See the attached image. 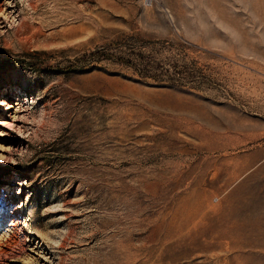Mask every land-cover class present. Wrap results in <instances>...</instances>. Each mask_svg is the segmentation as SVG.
<instances>
[{"label": "rangeland", "instance_id": "rangeland-1", "mask_svg": "<svg viewBox=\"0 0 264 264\" xmlns=\"http://www.w3.org/2000/svg\"><path fill=\"white\" fill-rule=\"evenodd\" d=\"M0 104V264H264V0H0Z\"/></svg>", "mask_w": 264, "mask_h": 264}, {"label": "trees", "instance_id": "trees-1", "mask_svg": "<svg viewBox=\"0 0 264 264\" xmlns=\"http://www.w3.org/2000/svg\"><path fill=\"white\" fill-rule=\"evenodd\" d=\"M82 58H84L82 60L87 61V65L102 60L103 58L112 59L130 67L138 76L144 78H152L165 82H183L186 79L184 76H178L176 71L169 72L168 69L163 68L153 56L136 52L132 46L129 47L128 52L120 51L118 54H111L105 52L102 48H97ZM168 66L170 67L171 64H168Z\"/></svg>", "mask_w": 264, "mask_h": 264}, {"label": "bare ground", "instance_id": "bare-ground-1", "mask_svg": "<svg viewBox=\"0 0 264 264\" xmlns=\"http://www.w3.org/2000/svg\"><path fill=\"white\" fill-rule=\"evenodd\" d=\"M1 105V104H0ZM2 221H1V217H0V223H1Z\"/></svg>", "mask_w": 264, "mask_h": 264}, {"label": "snow or ice", "instance_id": "snow-or-ice-1", "mask_svg": "<svg viewBox=\"0 0 264 264\" xmlns=\"http://www.w3.org/2000/svg\"><path fill=\"white\" fill-rule=\"evenodd\" d=\"M0 159H2V157H0Z\"/></svg>", "mask_w": 264, "mask_h": 264}]
</instances>
